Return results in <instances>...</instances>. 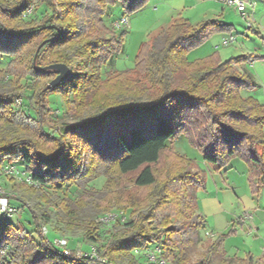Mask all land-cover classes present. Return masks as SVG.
Wrapping results in <instances>:
<instances>
[{
  "label": "trees",
  "instance_id": "obj_1",
  "mask_svg": "<svg viewBox=\"0 0 264 264\" xmlns=\"http://www.w3.org/2000/svg\"><path fill=\"white\" fill-rule=\"evenodd\" d=\"M38 1L44 8L39 13L34 0H0V59L8 57L0 68V165L23 166L20 171L37 187L28 185L29 191L38 196L31 206L8 195L17 209L28 208L34 229L0 218V264H100L95 256L64 255L52 242L55 233L45 236L39 226L53 219L65 230L81 231L84 252L95 248L112 263L154 264L135 250L159 247V257L170 264H206L212 256L221 264H258L250 253L227 254L224 243L233 228L208 238L200 257L189 260L188 252L205 228L195 195L205 189V172L168 145L184 134L216 171L238 158L247 166L254 194L264 183V105L245 94L257 84L241 68L252 56L222 61L213 52L187 57L191 47L229 25L216 19L192 24L175 17L141 43L133 68L102 76V66L123 47L122 27L118 33L114 27L119 18L111 21L112 27L105 22L109 6L119 2L131 11L144 0ZM34 43L36 48L43 43L36 63ZM57 63L66 65L69 74L50 89L57 73L44 69ZM20 64L23 73L14 70ZM178 72L183 73L180 79ZM56 92L64 104L59 112L49 106V95ZM17 99L19 109L13 106ZM163 108L173 116H160ZM200 109L205 123L192 113ZM145 112L159 114L156 133L141 136L131 129L129 140L120 136L121 155L106 153L93 139L96 129L117 117ZM163 163L159 180L155 169ZM98 178L103 179L101 188L90 187ZM123 178L133 189L148 190L145 198L122 188ZM71 186L80 189L75 199L59 195ZM113 208L128 211L129 218L124 221V214L115 213L112 223L100 222Z\"/></svg>",
  "mask_w": 264,
  "mask_h": 264
},
{
  "label": "rangeland",
  "instance_id": "obj_2",
  "mask_svg": "<svg viewBox=\"0 0 264 264\" xmlns=\"http://www.w3.org/2000/svg\"><path fill=\"white\" fill-rule=\"evenodd\" d=\"M35 1V8L37 9V13L41 12L44 10L43 5L41 4L40 1L34 0ZM246 11L249 13V6L247 5ZM188 13L181 12L180 15L178 13L174 12V16L178 17H189L187 15ZM121 16H124L127 19V23L121 28L120 32L123 31V47L121 51H118L114 53V55L110 58V60L102 66V76H104L108 71L112 70H124V69H130L133 68L135 65V59L138 54V49L141 45V43L147 41L149 38L155 36L163 27L166 26V23L168 19L172 16V14H168V11H166V7L164 6V1L163 0H144L143 3H141L138 7L134 8V10L131 11H126L119 2H114L111 4L108 8V14L105 17V22L107 25H110L112 27L111 21H114ZM240 16V15H239ZM238 16V18H239ZM251 16V15H250ZM253 16H251L252 18ZM253 21L255 20L252 18ZM202 21V20H201ZM200 22V21H199ZM197 22H194L192 24H196ZM256 25V24H255ZM260 28V25H258ZM116 32L118 33L119 30L116 29ZM211 37V36H210ZM207 38L203 43H201L198 46L191 47L188 51L187 57L189 60H193L195 58H200L205 56L206 54L211 52V45L214 41L213 38ZM261 40V38H259ZM34 49L37 47V44H32L30 45ZM37 50V48H36ZM38 55V51L34 53L33 59L35 58V63H36V58ZM8 57H3L0 59V68H5L7 64V59ZM16 72L23 73L25 70V66L21 65L17 66L14 68ZM183 73H177V78L180 79L182 77ZM53 80V79H52ZM50 87V83L48 84ZM50 89H53L50 87ZM13 106L15 108L20 107V100L17 99ZM49 106L51 109L59 112L63 110L64 104L62 101V98L59 93H52L49 95ZM193 114L197 115V119L199 121H206V116L203 113L202 109L200 110H195L192 111ZM56 113L51 112L49 116L53 119H57L55 117ZM164 115L167 119L173 116L172 111L165 112V109L163 108L162 111L160 112V116ZM156 117H159V114H153V113H139L136 115H124L117 117L114 121H112L107 127L101 128L99 127L95 131H97L98 135L93 137L95 142L98 143V146H101L103 150L112 155V156H119L123 152V144L121 142L120 136L123 137L126 140H129L130 135H131V129H137L140 133L141 136H150L156 133L157 131V120ZM201 123V122H200ZM71 142V139H69ZM93 141V140H91ZM168 145L172 146V148L179 154L185 156L186 158L194 161L201 169H206V167L203 164L204 161L202 160V153L201 151L191 144L189 141L188 137L184 134L178 135V137L172 142L168 143ZM16 161V160H14ZM13 161V162H14ZM18 162V161H16ZM15 163V162H14ZM20 170H23L24 167L21 165H18ZM156 174L158 176L159 180H162V176L164 174L165 170V165L160 164L156 169ZM2 185L5 189V191L8 193L10 200L13 202H17L14 198H21L25 201L27 205H31L32 203L35 202L36 198L38 196L32 191H29V184L18 180L16 177L12 175L8 176H1L0 178ZM103 183L102 178L96 179L93 184H89L90 187L93 186L92 188L95 189H100ZM121 183L123 185L122 188H127L128 191L135 196L137 199H144L145 196L147 195L148 190H137L133 189L132 185L130 184V180L128 178H123L121 180ZM22 187H19V186ZM34 189H37L36 186L30 187ZM49 190V189H48ZM80 189H75V187L71 186L69 188V192L64 191L61 193L59 192V195L63 196L67 193L68 196L72 198H76L77 195L79 194ZM203 189H198L195 192L196 195V211L198 212L197 208V200H199L202 196ZM65 192V193H64ZM25 205V204H24ZM18 209V214L15 215L14 217L11 218V222L13 224H17L19 226H23L26 230H32L34 229V225L32 223H29V220L32 221L30 215L28 214L27 210L28 208ZM58 210V209H54ZM122 212V213H120ZM124 214L125 220L126 221L129 218V212L128 211H123V210H117L115 208L110 209L109 211L105 212L104 214ZM100 221V220H99ZM101 222V221H100ZM113 221H109V223H112ZM176 224H179V222H176ZM44 225V223H40V229L41 226ZM48 229V234L49 232H54L55 237L59 238H65L68 241V247L72 248L71 253L68 254L69 256L77 257V258H82L85 259V257L80 256L83 255V250L86 248L84 247L85 244H83L80 241L81 238V231L80 230H74V231H69L65 230L62 228V224L59 222V220L53 219L50 225H47ZM206 228L201 230V241L199 243H195L192 247L191 250L188 252V258L191 262L195 261L200 257V254L203 250H205L207 246V239L208 238H214L216 234L211 232V235H206ZM78 240V241H77ZM87 250V249H86ZM95 255L93 256L96 257V263L104 264L103 262L107 261L106 264H118V263H112L105 259L104 257L100 256L97 254V250L93 248ZM3 252V251H2ZM93 252V251H92ZM83 253V254H82ZM165 260V259H164ZM168 264L169 260H166ZM206 264H221L220 260L212 256L208 260ZM258 264H264L259 262Z\"/></svg>",
  "mask_w": 264,
  "mask_h": 264
},
{
  "label": "crops",
  "instance_id": "obj_3",
  "mask_svg": "<svg viewBox=\"0 0 264 264\" xmlns=\"http://www.w3.org/2000/svg\"><path fill=\"white\" fill-rule=\"evenodd\" d=\"M163 1L168 14H172L166 26L173 19L174 12L180 15L185 11L191 23L216 19L229 25L227 30L216 32L210 37L214 41L211 52L206 55L217 52L222 61L239 55H251L252 58L241 68L252 75L257 86L245 94L264 105V0L248 1L249 15L255 19L256 29H247L240 14L222 0ZM229 35L234 36L235 40L224 45L223 40ZM203 165L206 167L203 169L206 183L201 198L197 200V208L206 230L217 236L233 228L232 235L224 243L227 254L244 257L250 253L264 263L261 250L264 245V183L259 192L254 194L247 166L238 158L230 160L228 166L220 171L210 164ZM247 215L251 217L245 219Z\"/></svg>",
  "mask_w": 264,
  "mask_h": 264
},
{
  "label": "built area",
  "instance_id": "obj_4",
  "mask_svg": "<svg viewBox=\"0 0 264 264\" xmlns=\"http://www.w3.org/2000/svg\"><path fill=\"white\" fill-rule=\"evenodd\" d=\"M225 3L229 6H231L233 9H235L240 14V16L245 21L247 29H256L255 22L253 21V19L249 15V13L246 11L248 1H245V0H227ZM126 23H127V19L125 17H121L114 22V27L118 29V28L123 27ZM234 40H235L234 36L229 35L228 37H226L223 40V44L227 45V44L233 42ZM3 175L4 176L12 175L20 181H23V182H25L29 185H32V186H36V184L32 182L31 177L29 175H27L25 172L20 171L19 168H17L16 166H14L10 162H3L0 165V178ZM17 214H18V209L10 203L8 193L5 191V189L2 185V182L0 180V218L3 217L6 219H11L12 217H14ZM115 217H116V214H114V213L113 214H104L100 217L99 220L103 223H109V221H111V220L113 221V219ZM250 217H251L250 215H247V216H245V219L250 218ZM41 231L46 236L48 234L47 226L42 225ZM206 235H211V233L206 231ZM52 242L55 245L60 247V249L64 255H68L71 253V249L68 247L67 239L55 237L54 239H52ZM92 249H91V251H87V252L83 251L84 254L82 253L83 255H80V256L86 257V256H93V254L95 255V252ZM261 250L264 253V245L262 246ZM135 253L141 255L142 257H144L145 259H147L150 262H153L154 264H168L166 260L159 257V255H160V248L159 247H155L153 249H151V248L136 249Z\"/></svg>",
  "mask_w": 264,
  "mask_h": 264
},
{
  "label": "water",
  "instance_id": "obj_5",
  "mask_svg": "<svg viewBox=\"0 0 264 264\" xmlns=\"http://www.w3.org/2000/svg\"><path fill=\"white\" fill-rule=\"evenodd\" d=\"M42 44H40L38 46V48L36 50V53H37V51L39 50V48L41 47ZM33 63H35V58L33 59ZM44 70L45 71H49V72H55V73H57L56 77L50 82V87L51 88H54L63 79H65L68 76V74H69L68 67L66 65H64V64H59V63H57V64H51V65L47 66Z\"/></svg>",
  "mask_w": 264,
  "mask_h": 264
}]
</instances>
